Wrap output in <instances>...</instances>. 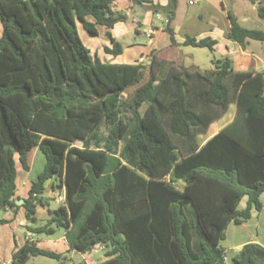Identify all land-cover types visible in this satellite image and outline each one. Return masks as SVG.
<instances>
[{"label":"trees","instance_id":"16d2710c","mask_svg":"<svg viewBox=\"0 0 264 264\" xmlns=\"http://www.w3.org/2000/svg\"><path fill=\"white\" fill-rule=\"evenodd\" d=\"M114 1L0 0V213L15 217L23 209L27 231H62L70 251L103 245L106 259L98 264H227L219 243L228 225H242L262 207L264 75L234 71L227 59L203 71L155 56L103 62L82 43L77 22L90 37L102 26L112 45L105 53L118 56L122 46L109 30L127 16L112 10ZM130 1L168 24L177 7V0ZM257 15L264 17V6ZM229 19L228 39L241 46L264 40L262 31ZM215 44L183 42L209 50ZM232 102L234 118L201 145L200 135ZM34 148L44 166L16 205V161L28 171ZM50 180L52 191L64 193L54 208ZM38 209L48 214L44 224H37ZM12 220L0 218V225ZM35 256L67 264L28 241L11 264ZM229 262L264 264V248L244 244Z\"/></svg>","mask_w":264,"mask_h":264},{"label":"crops","instance_id":"0c3cea01","mask_svg":"<svg viewBox=\"0 0 264 264\" xmlns=\"http://www.w3.org/2000/svg\"><path fill=\"white\" fill-rule=\"evenodd\" d=\"M152 1L154 4H160L161 6H166L168 3V0ZM190 3H192V5H190ZM194 5L201 6V8L203 7V10L201 8L197 10V17L199 21L204 19V10L206 9L209 11L210 20L208 22L207 28L192 35L179 34L177 30L178 26L189 23L194 18L189 12V7ZM144 6H147V4H144ZM261 6H264V0H177L174 18L168 24L166 22V17L162 14H154L150 10H144L142 7L134 5L130 0H116L112 3V10L126 15L127 19L124 22L115 24L109 31L111 37L121 44L122 53L118 56H112L105 53L104 48H111L112 45L109 39L105 36L104 28L99 25L96 26L98 36L90 37L87 35L88 38H85L83 43L89 49L92 56L98 57L103 62L114 64H135L140 63V59H142L144 62H148L152 56H155L159 60L174 64L176 68H188L184 66L182 62V57L184 56L182 47L191 46H184V40L187 37L198 40L209 39L215 41L216 43L212 50L208 49L209 52L213 54L212 60L227 59L230 62V67L234 71L264 75V40L257 41L247 39L241 46L237 42L226 37L231 27L229 16L233 17L235 21L243 28L258 30L264 33V17L260 18L257 15V10ZM212 13L220 14L221 18H218L215 14L214 16ZM87 20L94 22L92 17H88ZM221 20H224L223 23H221ZM157 22H159V25L156 24ZM167 26L171 29V32L166 30ZM80 29H83L82 25L81 23L77 22L79 37L82 36ZM83 32H85L84 29ZM132 32L138 35L142 42H134L129 40L126 44L122 45L120 40L128 37ZM1 36L2 25L0 22V38ZM189 56L191 61L195 60L194 55L189 54ZM212 60L210 61V68L206 70L212 69ZM238 60L241 62L238 63ZM192 67L199 69L195 64H191V69ZM235 113L236 107L231 117L221 126L216 128L211 134H208V130L206 133H203L202 138L199 139L201 145H203L213 135L219 132L221 128L227 125L234 118ZM224 115L213 123L220 121ZM28 167L30 170L29 164ZM16 169L17 175L20 169L23 170L18 161H16ZM17 179L18 178H16V202L27 198L31 183L33 182H27V180H24L22 182V189H19ZM46 190L48 197H50L51 193L56 195L63 192L52 191L51 183L49 188ZM259 199L262 207L260 211L255 210L257 213H259L257 214V218H259L260 212L264 211V193L260 195ZM38 214L40 213L37 212L35 215L38 223L43 222L44 220L42 217L38 216ZM0 218L7 220L13 219L9 224L0 225V264H11L14 253L27 241L35 242L37 247L49 251H55L54 253L60 255L65 252H75L70 251L63 233L55 239H44L27 231L26 226H28V224L23 209H20L15 217H13V211L8 209L6 212L0 213ZM18 227H23L28 232V235L24 236L21 240L20 237L16 235ZM250 242L256 243L264 248V241L251 240ZM246 243L248 242H242L236 247H241ZM82 255H88V253Z\"/></svg>","mask_w":264,"mask_h":264},{"label":"rangeland","instance_id":"374dc122","mask_svg":"<svg viewBox=\"0 0 264 264\" xmlns=\"http://www.w3.org/2000/svg\"><path fill=\"white\" fill-rule=\"evenodd\" d=\"M192 5V3H190ZM201 8V6H190L189 12L190 15L194 18L189 22L185 23L182 26H178L177 30L179 34H195L202 30H205L208 26V22L210 20V13L206 9L204 10V19L202 21H199L197 17V10ZM203 10V7L201 8ZM215 14L218 18H221V15L218 13H212ZM214 15V16H215ZM226 21V19L224 18ZM224 20H221V23H223ZM159 25V22L156 23ZM81 31V41L84 42L85 38H88L87 34L83 32V29H80ZM190 32V33H188ZM129 40L134 42H142L141 38L136 35L134 32H132L128 37H125L124 39H121L122 45L126 44ZM84 44V43H83ZM85 45V44H84ZM86 46V45H85ZM184 56L182 57V62L184 66L191 68V64H195L198 66L199 70H206L210 68V61L213 59V54L209 52L206 48H192V47H182ZM189 54H192L195 56V60L191 61ZM251 61V60H249ZM241 61L238 60V63ZM192 69H195L192 67ZM235 103L232 102L230 105L229 110L224 115V117L209 126L208 134H211L216 128L221 126L226 120H228L232 113H234L235 110ZM143 109V108H142ZM202 138V135L199 137V139ZM78 146H80V143H77ZM28 164L30 166V170L28 172H25L24 170H19L17 175V183L19 186V189H22V182L27 180V182L35 181L38 174L42 171L44 166V156L43 154L38 150V148H34L29 154H28ZM52 180L48 181L46 183V189L49 188L50 183ZM47 195V194H46ZM49 204L51 208L56 207L59 205L56 195H53V193L50 194V200ZM247 205V197L242 198L238 205V210L245 209ZM38 216L42 217L43 222H39L37 224H44L45 221L48 219V214L45 210L38 209L37 210ZM257 213L254 209L251 210L252 217L245 221L242 225L237 226L234 224H229L226 229V235L225 239L219 243V245L227 251V264H231L229 262V258H231L233 255H235L240 247H236L237 245L241 244L242 242H250L251 240H259L264 241V211L260 212L259 218H257ZM63 232L58 231L53 236H46V235H38L41 238H50L55 239L58 236H60ZM16 235L20 237V240L28 235V232L23 227H18L16 231ZM247 244V243H246ZM55 252V251H52ZM62 257L65 258V262L67 264H83L86 260H90V264H96L99 262H102L106 259L105 256V250H99L94 249L88 255H82L80 253L76 252H65L62 254ZM60 262L56 259L47 258L44 256H35L31 257L25 264H59Z\"/></svg>","mask_w":264,"mask_h":264},{"label":"built area","instance_id":"2783aa9c","mask_svg":"<svg viewBox=\"0 0 264 264\" xmlns=\"http://www.w3.org/2000/svg\"><path fill=\"white\" fill-rule=\"evenodd\" d=\"M143 62L144 61L142 59H140V63H143ZM56 199H57L59 204H62L64 202V193L62 192V193L56 194ZM94 249H99L101 251V250H105L106 248L103 245L98 244L94 247ZM226 259H227V251H224V260L226 261Z\"/></svg>","mask_w":264,"mask_h":264},{"label":"water","instance_id":"95a60500","mask_svg":"<svg viewBox=\"0 0 264 264\" xmlns=\"http://www.w3.org/2000/svg\"><path fill=\"white\" fill-rule=\"evenodd\" d=\"M23 203H24V200H19V201L16 202V205H21Z\"/></svg>","mask_w":264,"mask_h":264}]
</instances>
